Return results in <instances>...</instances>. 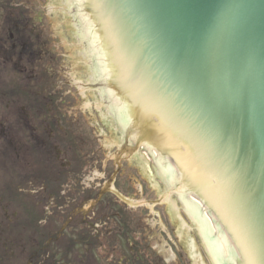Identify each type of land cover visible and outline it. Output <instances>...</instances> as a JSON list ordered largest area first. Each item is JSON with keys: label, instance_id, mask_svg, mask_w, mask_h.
<instances>
[{"label": "water", "instance_id": "water-1", "mask_svg": "<svg viewBox=\"0 0 264 264\" xmlns=\"http://www.w3.org/2000/svg\"><path fill=\"white\" fill-rule=\"evenodd\" d=\"M65 1L106 115L136 113L212 264H264V0Z\"/></svg>", "mask_w": 264, "mask_h": 264}, {"label": "flooded vegetation", "instance_id": "flooded-vegetation-1", "mask_svg": "<svg viewBox=\"0 0 264 264\" xmlns=\"http://www.w3.org/2000/svg\"><path fill=\"white\" fill-rule=\"evenodd\" d=\"M13 11L16 14L18 12ZM21 13L12 15L11 12L0 22V171L5 169L8 172V164L14 169H21L23 165L29 167L22 172V174L32 173L31 179L27 177L24 183L27 189L21 190V194L18 193L16 201L11 198L6 202L16 203L23 212L25 209L27 213L31 208L29 206L31 201L27 196L33 195L36 204L43 202L40 199L46 200L42 205L45 214L43 218L34 221L19 218L18 212L8 213L10 208L3 201V197L16 193L17 189L9 190L11 187H25L21 181L25 178L22 175L18 176L17 179L20 181L16 183V181L12 182L16 175L0 177L2 192L0 203H6L0 205V264H20L22 259L23 264H61L60 260L68 261L73 254L74 258L64 263L72 264L70 261L74 260L73 264H81L82 259L76 253L68 256L62 252L57 257L51 252L52 245L49 244L64 243L58 241L56 236H62L67 227L75 229L76 225L81 234H77L76 238L72 237L74 241L81 236H88L87 244L98 243L92 254H96L98 246L106 245V242L111 240V245L109 243L106 247L110 251L108 264H183L184 259L177 261L179 251L168 260L160 252L157 247L160 243L157 236L158 227L148 225L146 219L149 216H146L147 213L145 214L142 209L144 204H141L137 192L129 193L119 187L118 177L121 174L117 169L110 172L102 184L103 182H96L100 175L95 171L91 175L88 174L87 179H83L82 168L75 170L71 167L68 151L63 145L67 141L77 143L80 134L72 121L66 122L65 116L76 115L78 110L68 105L72 97L66 94L65 87L61 85L66 83L60 79L65 70L57 61L58 56L53 53L51 39L39 40L38 44L42 47L39 52L32 36L41 37L42 33L35 30L33 19L28 15H20ZM29 21L32 23L31 27H28ZM40 62L45 78L41 76L43 72L38 67ZM5 68H8L5 74L10 78L3 77ZM17 73L22 74L23 78L32 85L31 90L25 91L22 97L21 92L9 83ZM70 86L76 89L72 83ZM67 92L70 90L68 89ZM22 100H27V104ZM17 145L24 148V156L13 151L17 149ZM92 151L89 148L80 149L83 157L87 159L85 164L88 161L91 163L97 161V154ZM51 160L61 163L66 174L57 169L54 172L43 173ZM35 164L40 166V169ZM105 175L106 171L103 167L102 176ZM72 179L74 183L71 184ZM127 181L126 179L125 184ZM71 185L77 190V195L69 197L71 200L66 204L61 199L66 198L71 191L68 186ZM35 188L36 190H33ZM47 208L64 213L66 222L55 228L51 222V225L48 224ZM73 209L76 210L71 213ZM124 220L127 222L125 225ZM54 229H61L60 234L59 231L53 232ZM117 240L149 243L135 244L133 247L130 243L127 250ZM41 241L45 243L40 246ZM150 241L156 242V248L150 245ZM135 250L145 254V262L138 260ZM92 262L90 258V263Z\"/></svg>", "mask_w": 264, "mask_h": 264}, {"label": "rangeland", "instance_id": "rangeland-1", "mask_svg": "<svg viewBox=\"0 0 264 264\" xmlns=\"http://www.w3.org/2000/svg\"><path fill=\"white\" fill-rule=\"evenodd\" d=\"M13 10H17V14ZM11 12L13 13L12 15H19V13L22 12L20 15H28L31 19H34L33 25L35 30H39V33H42L41 37L32 36V38L36 41L37 49L39 52L42 50L41 45L38 44L40 39H51L50 43L52 45L53 53L58 56L57 61L61 66L64 67L65 72L63 76L60 77V79H63L66 81V83H61V85L65 87L64 89L66 90V94H69L72 97V101L68 105L76 108L75 110H78V114L76 115L67 114L65 116V120L66 122L72 121V124L76 125V131H78L80 134V139L77 140V143L67 141V143L63 145V148L68 151L71 167L75 170L82 168L83 179H87L88 174L91 175V173L95 171V173L100 175L98 176V180L96 182H103L102 184L105 182V177H107L110 172L117 169L121 174L120 177H118L119 187L121 186L129 193L136 194L137 192V196L139 195L138 197H140L139 199L141 204H144V208L142 209L144 210L145 214L147 213L146 216H149V218L146 219L148 225L150 224L155 228L158 227L157 231H160L157 232L158 239L160 240V243L157 244L158 246L154 241H150V245L153 247L157 246L163 256L167 258V260L173 257L175 252L178 253L179 251V255H177L179 256V258L177 257L179 260L177 261L180 262L184 259V262H182L183 264H212L179 198L168 185L165 178H163V175L156 167L152 159L149 158L139 147H137L134 153L125 155L126 158H123L120 161L119 168L114 162V156L111 154L116 151V144H119L122 141L123 134L122 131L111 120H109L93 89L83 86L90 83L86 78L74 40L66 1L0 0V22L3 21L5 15H8ZM31 26L32 23L29 21L28 27ZM41 66L42 63L40 62L38 67L43 72V68H41ZM7 69L8 68H5L3 72L4 78H10L5 74ZM41 76L44 78L46 77L44 72L41 74ZM8 78L7 80H9ZM11 79H13V81H10L9 83L12 84L13 87L15 86L17 91L21 92V97L25 91L31 90L32 85H30L28 81L23 78L22 74L17 73L15 77ZM75 82L77 83L76 85L78 89L70 86V83L74 84ZM78 83L81 84L78 85ZM4 87L6 88V86ZM68 89L70 92H67ZM22 101L23 103L25 102L27 104V100ZM22 142L25 145V142ZM129 142L132 141L129 139ZM85 148L95 151L97 154L96 162L91 163L88 161L85 164L87 159L84 158L83 154L80 152V149ZM13 151H17L20 156H24V148L19 147V145H17V149H13ZM66 159L67 158L65 157V160ZM35 166L40 169V166L38 167L36 164ZM103 167H105L106 171V175L104 177L102 176ZM28 169L29 167L27 168L25 165H23L21 169H14L12 165L10 166L8 164V172L5 169L0 171V177L16 175V180L14 179L12 182L16 181L17 183V181H20V179H17L20 175L25 178V180H21L25 187H11L9 190L17 189L16 193H13L11 196L4 195V202L9 201L11 198L16 201V196H18V193H20L21 190L25 191L27 189L24 183L26 182L27 177L31 179L32 173L29 172V175L28 172L25 174H22V172ZM56 169L57 171L63 172V174L65 172V169L62 167L61 163L51 160L49 166L42 172H54ZM125 178L128 180L126 184ZM65 181L67 182V178H65ZM70 183H74V179H72ZM56 187L58 186L56 185ZM68 187L71 189V191L68 192L66 198L62 197L61 200L64 203H69L71 200L69 197L72 198L77 195V190L73 188V185ZM33 190H36V188ZM0 193L2 192L0 191ZM27 198L29 201H31L29 203L31 208L27 213L25 212V209L23 212L16 203L12 204L6 202L10 208L8 213L18 212L19 218H26L34 221L43 218L45 212L42 209V205L44 201L46 202V200L40 199L43 200V202L36 204V199L33 195H29ZM23 201L26 203L25 200ZM4 202H1L0 205L6 204ZM112 204L113 203H110V205ZM86 205H88V202ZM99 208H102V206H99ZM53 210V208H47L46 216L49 221L48 224L51 222L54 228L59 227L60 225L62 226V224L66 222L65 214L61 213V211L59 212V210ZM75 210H71V213ZM120 222L121 224L123 223L122 220ZM125 224H127L126 220H124V225ZM60 230L54 229L53 232L59 231L60 234ZM77 234H81L77 225L75 229L73 227H67L63 231L62 236H56L58 241H63L64 243H49L52 245L51 252L56 254L57 257H59L62 252L66 253L68 256L71 255V253H76L82 259L81 264H108L107 259L110 255V251H108L106 247L109 246V243L111 245V240L107 241L106 245H101L100 247L98 246L96 254H92L95 246L98 243L92 244L93 246L91 244H87L89 243L88 236H81L80 239L74 241V238H76ZM117 241L127 250L129 248L128 246L130 245L133 247L135 244L149 243H137L135 241L130 242L128 240ZM42 243L45 242L41 241L39 245L41 246ZM127 250L124 251L128 252ZM134 253L139 258L138 260H140V262H145L144 253L137 250H135ZM73 258L74 254L70 257V259ZM90 258L93 260L92 263H90ZM22 261L20 264H23ZM68 261L60 260V263L66 264L64 262ZM70 262L73 264L75 261L73 260Z\"/></svg>", "mask_w": 264, "mask_h": 264}, {"label": "bare ground", "instance_id": "bare-ground-1", "mask_svg": "<svg viewBox=\"0 0 264 264\" xmlns=\"http://www.w3.org/2000/svg\"><path fill=\"white\" fill-rule=\"evenodd\" d=\"M119 153L121 152V150L118 151Z\"/></svg>", "mask_w": 264, "mask_h": 264}]
</instances>
